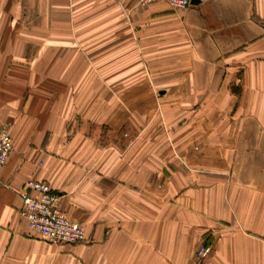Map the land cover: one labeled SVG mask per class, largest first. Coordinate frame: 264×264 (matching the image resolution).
Masks as SVG:
<instances>
[{
    "label": "crops",
    "instance_id": "crops-1",
    "mask_svg": "<svg viewBox=\"0 0 264 264\" xmlns=\"http://www.w3.org/2000/svg\"><path fill=\"white\" fill-rule=\"evenodd\" d=\"M1 126L0 264H264V0H0ZM30 179L87 243L27 228Z\"/></svg>",
    "mask_w": 264,
    "mask_h": 264
},
{
    "label": "built area",
    "instance_id": "built-area-1",
    "mask_svg": "<svg viewBox=\"0 0 264 264\" xmlns=\"http://www.w3.org/2000/svg\"><path fill=\"white\" fill-rule=\"evenodd\" d=\"M159 0H138L147 5ZM175 8L191 5V0H164ZM12 150V138L7 126L0 127V169L5 164ZM21 205L19 217L27 228L37 237L52 243L79 244L87 243L88 237L83 224L69 218L59 208L60 195L48 183L30 179L25 187L18 191ZM209 251V245L203 242L197 250V256L203 258Z\"/></svg>",
    "mask_w": 264,
    "mask_h": 264
},
{
    "label": "water",
    "instance_id": "water-1",
    "mask_svg": "<svg viewBox=\"0 0 264 264\" xmlns=\"http://www.w3.org/2000/svg\"><path fill=\"white\" fill-rule=\"evenodd\" d=\"M198 0H191V3H196Z\"/></svg>",
    "mask_w": 264,
    "mask_h": 264
},
{
    "label": "trees",
    "instance_id": "trees-1",
    "mask_svg": "<svg viewBox=\"0 0 264 264\" xmlns=\"http://www.w3.org/2000/svg\"><path fill=\"white\" fill-rule=\"evenodd\" d=\"M206 244L209 245V243L206 241Z\"/></svg>",
    "mask_w": 264,
    "mask_h": 264
}]
</instances>
